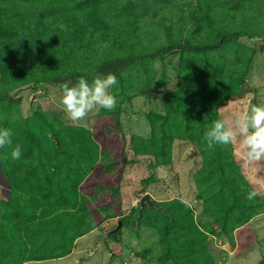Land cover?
<instances>
[{"label": "rangeland", "instance_id": "374dc122", "mask_svg": "<svg viewBox=\"0 0 264 264\" xmlns=\"http://www.w3.org/2000/svg\"><path fill=\"white\" fill-rule=\"evenodd\" d=\"M101 2H0V128L12 130L26 164L50 174L31 186L10 181L1 167L15 173L12 148H0V211L16 225L15 235L0 234V264H264V158L248 161L238 139L222 145L230 173L208 177L217 155L204 139L214 120L264 104V0ZM231 31L243 34L191 57L179 47L139 56L175 42L210 45ZM112 57L123 60L103 64ZM72 72L75 83L115 74L116 108L73 124L59 84L40 83ZM215 80L243 86L215 118L191 119L183 108L166 123L157 117L176 95L208 102ZM253 189L260 194L249 200ZM145 193L163 210L139 215ZM42 220L47 233L34 229Z\"/></svg>", "mask_w": 264, "mask_h": 264}, {"label": "clouds", "instance_id": "9594fccd", "mask_svg": "<svg viewBox=\"0 0 264 264\" xmlns=\"http://www.w3.org/2000/svg\"><path fill=\"white\" fill-rule=\"evenodd\" d=\"M117 84L113 73L97 75L89 83L80 77L75 84L62 82L58 85L61 92L60 103L73 124L80 126L94 109L112 111L116 108L117 99L110 89ZM204 139L208 146L229 145L238 139L244 148V156L248 161H259L264 158V104L249 103L242 115H236L231 121L214 120L205 132ZM12 130L0 128V148L11 147L12 160H19L22 149L19 144L12 146ZM260 193L253 189L248 193L249 200Z\"/></svg>", "mask_w": 264, "mask_h": 264}, {"label": "trees", "instance_id": "16d2710c", "mask_svg": "<svg viewBox=\"0 0 264 264\" xmlns=\"http://www.w3.org/2000/svg\"><path fill=\"white\" fill-rule=\"evenodd\" d=\"M4 1H8V0H0V2H4ZM21 1H27V0H21ZM94 1V0H93ZM104 2L102 3H113L112 0H101ZM137 3H139L138 5H143L145 4V2H147V0H135ZM96 3V2H95ZM133 7H136L137 4H131ZM243 32L241 31H231L228 32L226 34L220 35L218 37V39L210 44V45H181L180 42H175V43H169V44H165L162 46V48H158V50H156L155 52H144L142 54H140L139 56L142 57V59H145L144 57H155V56H162L167 54L170 50L174 49L175 47H179L182 50L185 49V51L187 50L189 54V57H191L190 55L195 54V53H191V52H196L195 50H197V48H209V49H214L216 47H218L220 44H224L225 42H228L236 37H238L239 35H242ZM32 49H34L35 47H31ZM25 56H29L30 58L32 57L30 55V52H27V49L24 52ZM21 58H24V56H22ZM33 59V58H32ZM121 60H123L122 57H112L109 58L107 60H105L103 62V64H106L107 62H120ZM132 60V58L128 59L127 61ZM190 61V59H189ZM189 63V62H187ZM191 63V62H190ZM189 63V65H191ZM207 66L210 69H214L216 73L220 74L221 71H219L221 68L220 65L216 66L215 64H207ZM74 72H72L69 75H65L63 76L61 79H57V80H53V79H46L44 81H41L40 83H43L45 81L47 82H51L53 84H60L62 82H69L70 84H75L74 82V78L73 76ZM242 74H240V76L236 79V81H243L242 80ZM235 80L233 82L227 81V80H222L220 81H213V86H212V92L211 95L209 96V100L207 101H201L199 102L197 105L194 104V102L185 97V96H174L171 100V102L166 106L165 108V113L162 114H157V117L159 119H162L163 122H167L169 120V117L171 114H174L176 112H178L180 109H185L189 115V117L191 119H198L200 117H202L204 115L206 121L209 119H213L217 116V109L223 105L226 101L230 100L232 97L234 96H239L243 93V86L239 87V88H235ZM39 81H37L38 83ZM218 85H220L222 87V89H225L224 93H220ZM221 89V88H220ZM205 122V121H204ZM202 128L205 129L204 124H202ZM165 130L163 129V134L165 135ZM56 134V132H55ZM30 135L31 139L33 141L39 142L40 141V136L30 130L28 132V136ZM215 148V153L217 155V157L215 158V160H217L215 162V166L213 167L212 172H210L209 176L215 175L217 173H221L225 174L226 176L228 173H230V164L232 163L231 155L228 153V151H226L225 149H223L222 145L216 144L214 145ZM85 151L89 152L90 150H87V147L85 148ZM226 158V159H224ZM8 162L11 165V168L13 169V171L15 173H12V170H10L5 164H3V166L1 167L2 171L10 178V181H14L15 179H19V180H23V183H25L27 186H31L32 184V180L33 177H35L36 175H41L44 176L43 178L47 181L50 182V174L45 170V169H38L37 166L35 164H26L25 162V158L24 156L21 155V158L19 160H12L11 158V154L9 155L8 158ZM22 170V171H21ZM234 174V173H233ZM229 179L232 181L234 178L232 176H229ZM230 187L228 186V189ZM221 194L222 195V188L221 186H219L218 192L217 194ZM230 193H232V191H230ZM220 195V196H221ZM236 195V193H235ZM234 195V196H235ZM233 205H236V200H234ZM243 204L241 205H236L237 209L241 210L242 208L244 209V205L242 207ZM2 208L5 210V206L2 205ZM6 208L8 210V213L13 214L17 209L16 207H13L12 204H8L6 205ZM27 208V214L30 215L33 212L28 208L25 207V209ZM242 211V210H241ZM250 211V210H249ZM1 212V216H0V234L2 232H4L5 230L10 231L11 235L13 236V234H16V225L12 224L11 220L7 219V217L5 216V212L4 211H0ZM242 213V212H241ZM50 227L53 228L48 221H39L36 223L34 229L35 230H39L43 233H47L50 231ZM164 263V260H163Z\"/></svg>", "mask_w": 264, "mask_h": 264}, {"label": "water", "instance_id": "95a60500", "mask_svg": "<svg viewBox=\"0 0 264 264\" xmlns=\"http://www.w3.org/2000/svg\"><path fill=\"white\" fill-rule=\"evenodd\" d=\"M139 205H140V210H139V215L141 214L142 210L148 206L150 208H158L160 210H163V207L159 206L155 200H153L148 193L143 194L139 198Z\"/></svg>", "mask_w": 264, "mask_h": 264}]
</instances>
